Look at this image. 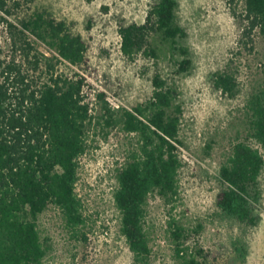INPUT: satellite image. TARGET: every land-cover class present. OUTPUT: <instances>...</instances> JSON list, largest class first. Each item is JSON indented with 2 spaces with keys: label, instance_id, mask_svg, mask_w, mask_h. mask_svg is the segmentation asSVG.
Segmentation results:
<instances>
[{
  "label": "rangeland",
  "instance_id": "1",
  "mask_svg": "<svg viewBox=\"0 0 264 264\" xmlns=\"http://www.w3.org/2000/svg\"><path fill=\"white\" fill-rule=\"evenodd\" d=\"M178 2V21L187 33L181 43L191 59L186 70L178 64L184 55L159 33L151 39L157 57L140 53L129 59L121 50L119 28L144 23L154 0H8L9 12L0 8V71L15 61L30 80L41 83L51 75L46 63L52 58L57 73L87 77L86 95L96 116L77 183L86 223L73 230L61 209L49 205L37 220L48 249L45 264H137L121 231L115 193L118 169L137 150L139 137L120 126H107L103 119L96 122L104 112L98 94L104 92L115 109L144 106L153 94L156 73L175 88L182 108V166L178 194L172 198L156 190L146 202L144 224L152 263L186 264L194 257L205 264H264V169L256 226L227 215L217 204L223 188L220 168L233 144L245 141L264 155V146L250 136V104L257 96L264 99V36L258 28L251 38L243 35L233 14L236 4L230 0ZM39 15L64 21L82 36L88 49L86 69L58 61L48 39L25 26ZM224 70L237 77L234 96L215 85L216 74Z\"/></svg>",
  "mask_w": 264,
  "mask_h": 264
},
{
  "label": "trees",
  "instance_id": "2",
  "mask_svg": "<svg viewBox=\"0 0 264 264\" xmlns=\"http://www.w3.org/2000/svg\"><path fill=\"white\" fill-rule=\"evenodd\" d=\"M7 1L0 0L1 9H6ZM230 2L236 4L233 14L242 24L243 35L251 38L258 28L264 36V0ZM178 7V0H154L144 23L121 26L123 54L129 59L140 53L157 57L151 39L159 33L173 50L184 55L178 64L180 70H186L191 59L181 43L187 33L178 21ZM25 26L48 39L58 61L86 69L87 43L64 21L39 15ZM39 63L38 57L35 68ZM46 64L51 75L41 83L30 80L15 61L0 71V264H45L48 249L41 240L37 220L51 204L61 209L71 229L86 223L77 183L80 161L88 150L89 132L96 119L86 95L89 83L79 72L70 76L57 73L52 58ZM153 85V94L145 105L132 110L115 109L104 92L98 94L104 112L96 122L100 124L103 119L107 126H120L139 137L137 150L118 169L115 193L121 231L137 264H153L144 224L147 199L156 190L172 198L177 195L182 166V108L176 103V90L160 73L154 75ZM215 85L234 96L237 77L230 70L218 72ZM250 136L264 146V99L260 96L250 104ZM263 169L264 155L245 141L233 144L220 168L223 188L217 204L224 213L248 226L258 224L255 204L261 195ZM176 229L180 239L181 227ZM186 264L205 262L191 257Z\"/></svg>",
  "mask_w": 264,
  "mask_h": 264
}]
</instances>
